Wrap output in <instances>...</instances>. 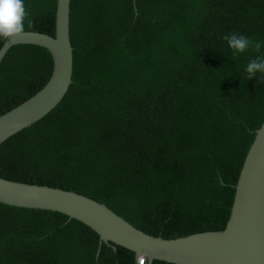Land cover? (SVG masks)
I'll list each match as a JSON object with an SVG mask.
<instances>
[{
  "label": "trees",
  "instance_id": "trees-1",
  "mask_svg": "<svg viewBox=\"0 0 264 264\" xmlns=\"http://www.w3.org/2000/svg\"><path fill=\"white\" fill-rule=\"evenodd\" d=\"M57 1L24 0L25 31L54 37ZM233 32L264 42V0H70L71 84L0 146V176L83 194L155 237L223 231L264 122V74L245 71L258 53L233 59L221 39ZM52 72L46 48L12 46L0 116ZM99 241L61 212L0 202V264H135L133 252L104 241L98 251Z\"/></svg>",
  "mask_w": 264,
  "mask_h": 264
},
{
  "label": "water",
  "instance_id": "water-1",
  "mask_svg": "<svg viewBox=\"0 0 264 264\" xmlns=\"http://www.w3.org/2000/svg\"><path fill=\"white\" fill-rule=\"evenodd\" d=\"M70 0H58L54 37L25 31L5 40L0 63L18 44L46 48L53 58L47 84L30 99L0 116V146L10 137L42 120L61 102L71 84L73 49L69 35ZM0 202L61 212L92 228L101 243L112 242L143 256L149 264H264V122L239 172L230 216L223 231L163 239L137 229L106 204L74 191L0 176ZM115 249V246H113Z\"/></svg>",
  "mask_w": 264,
  "mask_h": 264
},
{
  "label": "clouds",
  "instance_id": "clouds-1",
  "mask_svg": "<svg viewBox=\"0 0 264 264\" xmlns=\"http://www.w3.org/2000/svg\"><path fill=\"white\" fill-rule=\"evenodd\" d=\"M29 17L30 12L24 0H0V39H14L23 34L26 24L28 27H32V21ZM221 39L226 42L231 50L233 59L249 50L258 53L246 65L247 79L255 77L257 73L264 74V52L261 51L264 48V42L235 32L224 35ZM135 258V264H145L146 260L143 256H135Z\"/></svg>",
  "mask_w": 264,
  "mask_h": 264
}]
</instances>
